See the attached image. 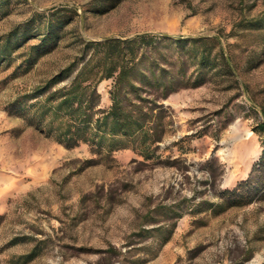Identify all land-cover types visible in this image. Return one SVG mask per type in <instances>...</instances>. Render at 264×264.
I'll use <instances>...</instances> for the list:
<instances>
[{"label":"rangeland","instance_id":"374dc122","mask_svg":"<svg viewBox=\"0 0 264 264\" xmlns=\"http://www.w3.org/2000/svg\"><path fill=\"white\" fill-rule=\"evenodd\" d=\"M144 32L215 39L205 82L162 101L150 160L68 149L25 123L83 42ZM110 85L97 86L103 109ZM259 123L264 0H0V264H264Z\"/></svg>","mask_w":264,"mask_h":264},{"label":"trees","instance_id":"16d2710c","mask_svg":"<svg viewBox=\"0 0 264 264\" xmlns=\"http://www.w3.org/2000/svg\"><path fill=\"white\" fill-rule=\"evenodd\" d=\"M60 25L46 26L40 42L50 41ZM214 40L144 32L83 42L65 66L36 88L35 102L30 105L32 118L26 119L21 111L18 114L65 148L85 144L92 155L111 159L112 151L130 147L144 161L150 160L163 137L162 101L182 88L205 82V73L216 64L209 60L206 48ZM171 48L174 53L166 52ZM43 56L28 57V62ZM218 58L229 67L221 50ZM188 66L195 70L193 81H184ZM102 81L111 83L107 109L100 107L97 91ZM257 130L264 133V123ZM85 162L93 164L94 160Z\"/></svg>","mask_w":264,"mask_h":264}]
</instances>
